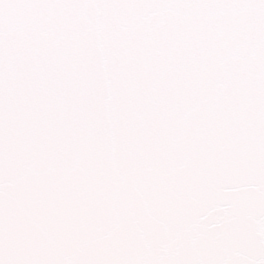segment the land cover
I'll use <instances>...</instances> for the list:
<instances>
[{
	"label": "snow or ice",
	"instance_id": "6c2138e0",
	"mask_svg": "<svg viewBox=\"0 0 264 264\" xmlns=\"http://www.w3.org/2000/svg\"><path fill=\"white\" fill-rule=\"evenodd\" d=\"M0 264H264V0H0Z\"/></svg>",
	"mask_w": 264,
	"mask_h": 264
}]
</instances>
